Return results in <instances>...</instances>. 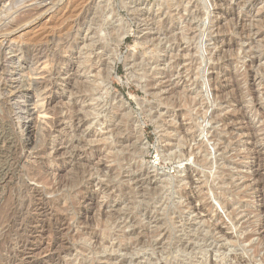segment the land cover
Wrapping results in <instances>:
<instances>
[{
  "label": "rangeland",
  "instance_id": "374dc122",
  "mask_svg": "<svg viewBox=\"0 0 264 264\" xmlns=\"http://www.w3.org/2000/svg\"><path fill=\"white\" fill-rule=\"evenodd\" d=\"M106 5L131 28L117 50ZM0 8V264H264V0Z\"/></svg>",
  "mask_w": 264,
  "mask_h": 264
},
{
  "label": "bare ground",
  "instance_id": "6f19581e",
  "mask_svg": "<svg viewBox=\"0 0 264 264\" xmlns=\"http://www.w3.org/2000/svg\"><path fill=\"white\" fill-rule=\"evenodd\" d=\"M17 1V0H16ZM121 1V0H120ZM169 2H170V6L172 7L173 6V0H168ZM8 2V1H7ZM106 2V1H105ZM22 3V2H21ZM103 3V2H102ZM6 4V3H5ZM14 4V3H13ZM43 4V3H42ZM48 4V3H47ZM98 4V3H97ZM109 4V3H108ZM165 4H166V2H165ZM22 5V4H21ZM132 5V4H131ZM23 6V5H22ZM22 6L20 7V8H22ZM38 6V5H37ZM45 6V5H44ZM107 7H108V5H106ZM112 6V5H111ZM3 7V6H2ZM11 7H12V5L10 6V9H11ZM95 7V6H94ZM99 7V6H98ZM145 7H146V5H145ZM13 8V7H12ZM43 8H45V7H41V9H43ZM49 8V7H48ZM52 8V7H51ZM103 8V7H102ZM109 8V7H108ZM111 8V7H110ZM107 9V10H103V13H104V19H106V16L107 15H112V21H111V23H112V26H111V28H110V31L112 32V38H111V40H110V43H111V41L112 40H114V42H115V49L114 50H117V48L120 46V44L123 42V40L126 38V36H127V33H128V31H131V28L125 23L126 21H124L123 19H121V17H118L117 16V11H116V9H114V8H112V9ZM120 8V7H119ZM135 8V7H134ZM141 8V7H140ZM1 9V8H0ZM7 9V8H6ZM37 10L39 9V8H36ZM50 9V8H49ZM49 9H47V10H49ZM98 9V8H97ZM138 9V8H137ZM142 9H145V8H142ZM8 10H9V8H8ZM96 10V9H95ZM99 10V9H98ZM130 10H131V8H130ZM6 12H7V10H5ZM40 11V10H39ZM143 11V10H142ZM153 11V10H152ZM173 11V10H172ZM171 11V12H172ZM5 12V13H6ZM49 12V11H48ZM101 12H102V10H101ZM10 13H11V11H10ZM133 13V12H132ZM9 14V13H8ZM109 16V17H110ZM99 19V18H98ZM175 19V18H174ZM177 19V18H176ZM91 23V22H90ZM93 23H94V20H93ZM92 23V24H93ZM110 23V24H111ZM12 24V23H11ZM95 24V23H94ZM93 24V25H94ZM104 24H106V22H105V20H104V23H102V25H101V27H100V29H102V28H104L105 26H104ZM98 26H99V23H98ZM188 26H190V25H188ZM88 27H89V25H88ZM87 27V28H88ZM92 27V26H91ZM98 28V27H97ZM108 28V27H107ZM95 29V28H94ZM109 29V28H108ZM186 31H188L189 30V28L188 29H185ZM102 31V30H101ZM104 32V31H103ZM103 36H104V34H103ZM109 37V36H108ZM185 35L184 34H182V38H184L185 39ZM108 40V39H107ZM106 42V41H105ZM104 44V43H103ZM90 45V44H89ZM104 47H108L109 46V43L108 44H105V45H103ZM162 46V45H161ZM159 48H160V45L158 46ZM66 48H68L67 46H66ZM102 48V47H101ZM162 48V47H161ZM68 51V50H67ZM81 51H82V48H81ZM116 52V51H115ZM115 52L113 53V54H115ZM156 52H157V50H156ZM196 52H197V50H196ZM45 56V55H44ZM44 56H42V57H44ZM112 56V55H111ZM110 55H109V57H111ZM45 57H47V56H45ZM132 57V56H131ZM154 57V56H153ZM114 59V58H113ZM112 59V60H113ZM131 59V58H130ZM88 60V59H87ZM118 62H122V60H118ZM128 62V61H127ZM92 63V62H91ZM112 63V62H111ZM131 63V62H130ZM89 66V65H88ZM91 66V65H90ZM143 67V66H142ZM88 69V68H87ZM155 69H157V68H155ZM154 69V70H155ZM43 70H44V68H43ZM110 70V69H109ZM109 73H110V71H108ZM17 75V74H16ZM19 75V74H18ZM39 75V74H38ZM104 75V74H103ZM107 75V74H106ZM105 75V76H106ZM109 75V74H108ZM31 78V77H30ZM99 78L101 79V82L105 85V89L106 88H108V81L106 82V79H105V77L103 78L102 77V75H100L99 76ZM31 80H32V78H31ZM49 80V79H48ZM33 81V80H32ZM31 81V82H32ZM97 81V80H96ZM30 84V83H29ZM50 84V83H49ZM93 84V83H92ZM31 85V84H30ZM45 85H47V79H44L43 78V80H34V82H33V86L31 85V87L35 90V89H39V91H41V89L45 86ZM21 86V85H20ZM19 86V87H20ZM12 87V86H11ZM19 87H18V89H16V91H15V94H12V98L13 99H15V101H16V105H21V103L19 102V100L17 99V95L19 94V92H20V90H19ZM48 87H49V85H48ZM91 87V86H90ZM24 88V87H23ZM25 89V88H24ZM30 89V88H29ZM29 89H26V93H29V91H30V96H28L27 98H28V100L27 101H32V97H33V95H32V93H31V89L29 90ZM45 89V88H44ZM47 89V88H46ZM45 89V90H46ZM49 89V88H48ZM92 89V88H91ZM34 90H33V92H34ZM13 91V90H12ZM42 91H44V90H42ZM50 92V91H49ZM48 92V93H49ZM97 93V92H96ZM107 93H109L108 92V90H107ZM26 95H29V94H26ZM48 94H46L45 96H47ZM43 96V95H42ZM24 98V97H23ZM110 98V97H109ZM111 100H115V96H112L111 98H110ZM97 100H99V98H97L95 101H97ZM109 100V99H108ZM99 101H101V100H99ZM99 101H97V104H96V106H94L93 107V112L95 113V114H98V115H100V112H101V108H100V102ZM111 105V104H110ZM22 106V105H21ZM56 106V105H55ZM27 108V107H26ZM53 108H55L54 107V105H53V99H51V97L49 98V100H48V103H47V107L45 108V110H44V112H45V114H47V113H52V112H54L53 111ZM23 109V111H24V108H22ZM90 109V108H89ZM35 108H29L28 110H26V111H22L23 113V115L21 116V118H22V120L24 121V125H25V128H26V130H27V142H31L32 140H33V142H34V144H36L37 142H38V137H37V135L38 134H36V132L35 131H37V129L33 126V118H31V116H33V115H35ZM37 110V109H36ZM109 110H111V108H109ZM21 111V110H20ZM112 111H113V109H112ZM108 115V114H107ZM88 116V115H87ZM264 116V115H263ZM104 118V117H103ZM103 118H102V120H103ZM106 118V117H105ZM41 120H43L42 118H41ZM46 120V119H45ZM48 121V120H47ZM51 121V120H50ZM54 121V120H53ZM108 121V120H107ZM89 122V121H88ZM49 123V122H48ZM51 123V122H50ZM91 123V122H90ZM52 124V123H51ZM81 124V123H80ZM84 124V123H83ZM100 125H102L103 123L102 122H100L99 123ZM107 124V123H106ZM199 124V128L201 129V126H202V124L200 125V123H198ZM80 126V125H79ZM96 126V125H95ZM43 127V126H42ZM41 127V128H42ZM38 128V127H37ZM44 128V127H43ZM47 128V127H46ZM45 128V129H46ZM48 128H50V127H48ZM166 128V127H165ZM34 129H36V130H34ZM39 130V129H38ZM173 131V130H172ZM48 132V135L50 136V134H49V131H47ZM163 132V131H162ZM36 134V135H35ZM163 134H165V132L163 133ZM103 135V134H102ZM46 136H47V134H46ZM49 136H47L48 138H50ZM162 136V135H161ZM1 137V136H0ZM4 137V136H3ZM2 138V137H1ZM5 138V137H4ZM34 138V139H33ZM48 138H46V139H48ZM161 138V137H160ZM8 139V138H7ZM10 139V138H9ZM168 139V138H167ZM10 142V141H9ZM51 142V141H50ZM7 144V143H6ZM72 145V144H71ZM182 145H183V140H182V138L181 139H178V142L173 146V147H165V146H158L157 147V152H158V155H161L163 158H165L166 160H168V159H170V160H177V159H180L181 157H182V155H183V153H182ZM12 146V145H11ZM7 148V147H6ZM116 148V147H115ZM2 153V152H1ZM0 153V154H1ZM43 153V152H42ZM116 156V155H115ZM119 156H120V153H119ZM203 156H205V155H203ZM208 155L206 154V156L205 157H207ZM72 157H74V159L76 158L77 159V156L73 153V155H72ZM84 162V161H83ZM78 164L79 165H77V166H79V168L77 167L76 169V171H75V176H74V174L72 175V177H74L73 179L71 178V180H73L72 182H73V184H78V183H80L81 182V180H83L82 178V176H84V175H82V174H84V172H85V169H84V167L82 166L83 165V163L81 162V161H79L78 162ZM84 164H85V162H84ZM81 166V167H80ZM62 170H64V167H62ZM7 171V170H6ZM4 172V171H3ZM162 173H164V172H162ZM162 173H160V174H162ZM258 173V172H257ZM2 174V169L0 168V175ZM58 174H61V171L58 173ZM163 175V174H162ZM181 175V174H180ZM164 176H166L167 178H164L163 179V182H164V184H166V185H172L173 187L174 186H176L177 184H179L180 183V181H181V179L178 181L177 179H173L172 178V176H169V174L167 175L166 173L164 174ZM257 176H259V175H257ZM175 178V177H174ZM70 180V181H71ZM182 180H183V177H182ZM185 180V179H184ZM182 182V181H181ZM183 185V184H182ZM74 188H76V187H74ZM73 188V189H74ZM177 188V187H176ZM176 188H175V190H176ZM174 190V189H173ZM179 190H180V188H179ZM227 191V190H226ZM179 192V191H178ZM230 194V193H229ZM171 197H170V199H171V204L172 205H174L175 207H178V204H179V202H178V199H179V194L177 193V191H173V192H171V195H170ZM229 196V195H228ZM218 197V196H217ZM220 197V196H219ZM219 199V198H218ZM179 200H181V199H179ZM223 200V199H222ZM224 201V200H223ZM222 201V202H223ZM217 205H218V203H217ZM182 209V208H181ZM175 210V209H174ZM177 212V211H176ZM103 232V231H102ZM104 233V232H103ZM208 235V234H207ZM105 237H107L106 236V234H105ZM211 237V236H210ZM209 237V238H210ZM83 239V238H82ZM105 239L106 238H102V243L105 241ZM84 240V239H83ZM111 241V240H110ZM240 241V240H239ZM238 241V242H239ZM99 242V241H98ZM204 242V241H203ZM50 243V242H49ZM205 243V242H204ZM240 244V243H239ZM50 245V244H49ZM86 245V244H85ZM87 245H89V244H87ZM106 245V244H105ZM105 245H103L104 247H105ZM108 245V244H107ZM111 245V244H110ZM109 245V246H110ZM203 245V244H202ZM183 246H185V245H183ZM200 246H201V244H200ZM205 246V245H204ZM229 246H232V245H229ZM240 246V245H239ZM111 247V246H110ZM234 247V246H233ZM195 248V247H194ZM193 248V249H194ZM201 248V247H200ZM224 248H225V246H224ZM241 248V247H240ZM45 249V248H44ZM100 249V248H99ZM192 249V250H193ZM195 249H197V248H195ZM208 249V248H207ZM237 249H239V248H237ZM46 250V249H45ZM176 250V249H175ZM190 250V249H189ZM234 250H236V248H234ZM244 250V249H243ZM181 251V250H180ZM211 251V250H210ZM209 251V252H210ZM227 251V250H226ZM229 251H232V249H230ZM236 251H238V250H236ZM100 252V251H99ZM182 252H183V247H182ZM185 252V251H184ZM189 252H191V251H189ZM193 252V251H192ZM219 252V251H218ZM225 252V251H224ZM234 252V251H233ZM93 253H94V251H93ZM186 253H187V251H186ZM200 253H201V255L203 256V258H204V263H207V256H206V251H205V249H200ZM208 253V252H207ZM237 253V252H236ZM244 253V252H243ZM186 256H187V254H185ZM238 255H240V254H238ZM255 255V254H254ZM185 256V257H186ZM191 256H192V254H191ZM200 256V255H199ZM216 256V255H215ZM228 257V253L226 252V254H224V259H226ZM238 257V256H237ZM232 258V257H231ZM197 259V258H196ZM228 259V258H227ZM244 259V258H243ZM258 259V258H257ZM223 260V259H222ZM222 260H221V262H222ZM250 260V259H249ZM175 261V260H174ZM179 261V260H178ZM187 261H188V258H187ZM186 261V262H187ZM192 261V260H191ZM198 261H199V259H198ZM251 261V260H250ZM182 262V261H181ZM185 262V263H186ZM202 262V261H201ZM234 262V261H233ZM189 263V262H188ZM194 263V262H193ZM232 263V262H231ZM236 263V262H235ZM233 264V263H232Z\"/></svg>",
  "mask_w": 264,
  "mask_h": 264
}]
</instances>
